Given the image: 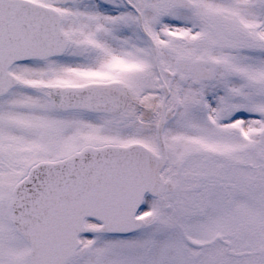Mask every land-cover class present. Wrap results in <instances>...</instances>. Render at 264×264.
Wrapping results in <instances>:
<instances>
[{
    "label": "snow or ice",
    "instance_id": "6c2138e0",
    "mask_svg": "<svg viewBox=\"0 0 264 264\" xmlns=\"http://www.w3.org/2000/svg\"><path fill=\"white\" fill-rule=\"evenodd\" d=\"M0 264H264V0H0Z\"/></svg>",
    "mask_w": 264,
    "mask_h": 264
}]
</instances>
